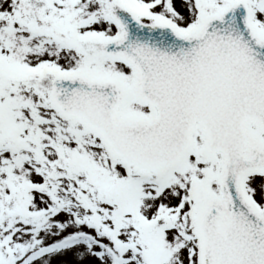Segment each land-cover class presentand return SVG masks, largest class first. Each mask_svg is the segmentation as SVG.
<instances>
[{
	"label": "snow or ice",
	"instance_id": "snow-or-ice-1",
	"mask_svg": "<svg viewBox=\"0 0 264 264\" xmlns=\"http://www.w3.org/2000/svg\"><path fill=\"white\" fill-rule=\"evenodd\" d=\"M0 264H264V0H0Z\"/></svg>",
	"mask_w": 264,
	"mask_h": 264
}]
</instances>
